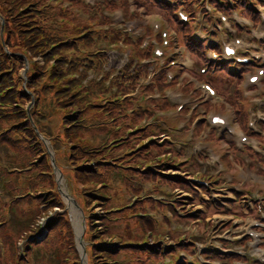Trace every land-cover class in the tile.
<instances>
[{"label": "trees", "instance_id": "obj_1", "mask_svg": "<svg viewBox=\"0 0 264 264\" xmlns=\"http://www.w3.org/2000/svg\"><path fill=\"white\" fill-rule=\"evenodd\" d=\"M23 1L16 0L14 5L11 4V7L14 6L16 8L15 10L14 8L5 9L11 16L10 20L15 26V29L5 28V38L7 39L10 36V44L14 34L17 36L22 35V38L15 39L14 45L11 46L12 52L17 53L15 59L8 58L3 50H0V55L2 56L0 60V137L20 136L26 145L19 144L18 153L22 156L26 155L27 161L31 160L32 156H37L40 161L43 160L42 163L46 170L40 173L33 169L38 160H31L28 166L31 169L30 171H32L30 176L33 177L25 179V185L30 188L34 185L33 180L39 179L40 174L47 176L49 186L43 187L42 195L54 194L55 197L52 196L48 201L52 204L62 205L50 157L44 143L39 139L34 127L31 125V120L26 111H23L21 116H18L20 121L11 125L7 116L10 113L4 112L10 111L8 106H11L13 98L24 99L23 96H27L25 100L30 99L31 101V96L25 92L23 79L18 73V69L23 66V58L20 55H25L30 62L27 86L35 97V105L32 107L31 113L39 132L50 139L53 148H55V145L63 146L68 163L63 165L62 172L66 174V178L70 174L75 173V178L72 181L75 186H78L83 209L88 212V208L91 209L94 205H98L101 208V212L98 214L94 211L88 213L91 218L89 216L87 218L88 227L85 238L88 242L92 241L93 238V241L87 247L91 253L89 255L90 263L124 264L118 258L127 254L124 252L127 249L134 260V264L135 262L138 264L141 262L140 260L145 264L161 261L162 251L152 244L153 233L157 232L155 222L150 218H137L132 215L125 216L128 213L123 210L125 208L113 207L120 204L114 202V183L112 178L109 177L113 172L117 173L119 171L121 168L120 162L123 160L121 157H127L126 154H116L119 148L112 146L111 149L109 147L110 143L101 146L100 144L106 141V138L98 144L88 139L90 135L96 132H111L113 135L112 139H117L124 134V131H111L109 126H103L102 124L106 120L110 121V119L117 120L115 124L121 122V117L118 118V110H121L123 104L119 103L116 97L107 98L102 95L103 92L111 91L110 87H105L104 81L100 82L96 79L83 83V79L88 77V69L93 67L98 71L102 69L100 58H104V54L96 40H94V35L96 34L101 38L103 33L97 34L95 32L96 29H93L89 21L79 17L72 9L64 8L61 3H49L48 0H32V2L25 4V7L20 8ZM145 3L149 9H160L159 6L152 4L149 0H145ZM238 5L246 14H253V10L249 8L247 0H238ZM121 6L130 15L126 0H121ZM161 7L165 8L162 5ZM8 19L7 17V23ZM25 25L28 27L24 28L23 26ZM11 31L14 33H10ZM110 35L116 37V39L119 37L117 32H113ZM186 37L189 39L187 44L190 45V36ZM128 43L132 44L131 40H128ZM81 46L87 54L84 55L81 52ZM133 51L137 57L150 55V50H140L137 44L133 46ZM33 57L35 58L33 59ZM37 57L41 60H36ZM105 78L107 79V77ZM112 85H119L118 80L115 79ZM119 88L128 90L127 87L124 88L123 84H120ZM153 104L155 108H159L162 105L161 102H153ZM125 106L128 107L130 105L126 102ZM54 114L57 115V123L51 128L48 126V122L51 123V118ZM141 117L142 114L134 115L133 120L138 121ZM20 125L21 129L17 131L15 128ZM125 146L123 145V147ZM128 147H131L130 143ZM152 147L160 151L158 153H162L165 150V145L159 146L155 143ZM103 150L106 151L98 155V151L102 153ZM146 151L149 150L143 149L140 152V156L148 157ZM86 161L96 166L90 165L87 167L88 170H91L90 173L87 170L85 171L86 165L82 164ZM72 164L76 166L73 167L71 166ZM97 164L101 165L97 167ZM122 168L128 172L130 171L126 169L127 167ZM13 171H19V169L14 166L9 171V174L11 175ZM137 174L143 179L152 181L160 178V184L165 183L172 186L176 184L174 183L176 182L175 179L173 182L171 181L172 178L159 176V174H155L151 170L138 172ZM68 180H71L70 177ZM95 183L100 185L89 189V186H94ZM35 187H37V184L34 185ZM128 187L137 193L141 190L140 186H135L131 182L128 183ZM18 203L16 201L12 202L10 198L8 201L0 198V210L2 205H5L6 208L12 209L15 214ZM132 206L136 207V204L134 203ZM112 208L117 209L119 212L115 213ZM142 209L144 210V208ZM110 211H112V214L107 215ZM125 217L127 219L133 218V220H127L128 223L123 225ZM13 222L22 225L21 229L23 231L28 229L32 233L39 232L37 224L31 229L26 224L25 218L23 219L22 216L18 218L15 215L6 224L10 233H12ZM70 230L71 228L69 227L67 232L73 236V231ZM48 231L50 235V229ZM61 231L66 232L65 230ZM9 232L7 233L10 234ZM101 232L106 233L101 235ZM49 235L40 240L33 238L35 239L34 242L28 241L27 248L33 249L31 252L33 260L40 262L46 255L45 259L51 264L53 259L56 258V255H54L56 248L52 249L53 247L49 245ZM23 236L24 234H22ZM28 237L27 235L23 239ZM106 238L110 240H105ZM28 240H31V238ZM5 243L7 247L5 252L0 254V264H19L14 257L17 256V243L11 237L5 238ZM133 243L141 245L135 246L132 245ZM76 252L75 250L74 253ZM8 258L11 261L9 263ZM76 264L79 263L77 262Z\"/></svg>", "mask_w": 264, "mask_h": 264}, {"label": "rangeland", "instance_id": "obj_2", "mask_svg": "<svg viewBox=\"0 0 264 264\" xmlns=\"http://www.w3.org/2000/svg\"><path fill=\"white\" fill-rule=\"evenodd\" d=\"M89 3L94 4L95 2H100L103 0H87ZM111 1V0H105L104 2ZM138 1V2H137ZM134 0L135 4L138 6H143L145 8V0ZM150 2L153 0H149ZM0 50L2 49L4 54L8 58L15 59L16 54L12 52L11 46H13L15 39H20L22 38V35H16L14 34V38L11 39L12 43H9L10 36L6 39L5 38V28L8 29H15V26L10 20V15L8 11L5 9L8 8H14V6L11 7V4H15L16 0H0ZM32 2V0H24L23 3L20 5V8L25 7V4ZM102 2V3H104ZM112 5V4H111ZM162 6L165 8H173L176 6H169L166 3H163ZM115 8H119L120 4L114 5ZM148 11H152V9L148 8ZM7 17L8 23H7ZM95 15L92 14L91 18H94ZM113 17L115 21L120 22L122 21L121 18V12H115L113 13ZM44 20V19H43ZM147 21V18L145 15L142 16L141 20H132L130 22H127L125 26L132 25L133 30H136L140 24H145ZM10 22V23H9ZM24 28H27L28 26L25 25L23 26ZM127 29V28H126ZM10 33H14L11 31ZM22 51V50H21ZM21 56V55H20ZM1 55H0V60H1ZM116 59L112 61V64L116 67L122 65L123 59H125V54L122 52H119L116 55ZM24 58L26 56L24 55ZM35 57H33L34 59ZM23 59V66H21L18 69V73H20L21 79H23V87L25 92L35 100V97L33 96V93L31 90L28 89L27 82H28V70L30 67V62L28 58ZM40 58L37 57L36 60H39ZM41 60V59H40ZM24 99H17L13 98V102L11 103V106H8V109L10 111H4L7 113H10L8 116L9 118V124L17 123L19 120L18 116H21V113L23 111H26L27 109H30L32 107L31 101L25 100L27 96H23ZM33 105H35V102L33 101ZM32 110V109H31ZM17 112V113H15ZM30 113V112H29ZM32 115V114H31ZM57 123V115L54 114L51 118V123L48 122L49 127H54ZM164 128H169L171 127L168 123H165L163 125ZM17 131L21 129V125L15 128ZM1 135V133H0ZM107 134L96 132L88 137L93 143H100L105 139ZM20 136L16 137H0V198H2L4 201H8V198L12 202H19L17 204V210H15V214L13 213V210L10 208H6L5 205H2V208L0 210V254H3L6 250V243H5V238L11 237L13 240H15V243H17V256H14L16 261L19 262V264H49L48 261L44 259L42 261H35L33 260V257L31 255V252L33 249H28V241L29 242H34L35 239L28 240L30 238H33V234L31 230H25L23 231L22 225L18 224L17 222L12 223V233L8 231V227L6 226L7 222L11 219L14 218L15 215L18 218L23 217L25 218V222L28 226L31 227V229L34 228V225L37 224L38 222L44 225L45 229L48 231L50 229V235L49 231L47 232V236L49 235L48 238H50L49 245L53 247L52 249L56 248L54 251V255H56V258L53 259V262L51 264H76L77 262L80 264V255L79 252L82 253L84 247L80 245L79 241L76 240L75 234L79 235V231L81 232L84 225L85 227H88V216L91 218L90 211H94L96 214L101 212L100 206L94 205L91 209L88 208V212L77 207L76 204L73 203L72 199L76 200L79 203V207L81 206V197L80 194L78 193V186L74 184L72 181L73 178H75V173L70 174V181L68 178H65L64 175L66 174H60L59 176L54 174L55 182L58 183V190L60 191V197L59 199L62 201V205H56L52 204L49 199L55 197L54 194H49V195H42V190L43 187L45 188L46 186H49L47 182V176L40 174L39 179H34L33 184H37V187L34 188V185H32L30 188H27L25 185V179H28V177H33L30 176L32 175L30 171V167L28 166L31 160L35 159L38 160L36 162V165L33 167L34 170H37V172H44L46 168L44 167L42 161L38 159L37 156H32V159L27 161V156L26 155H21L18 153V145H26L24 144V141ZM62 142H66L65 140H61ZM22 142V143H21ZM33 143V142H32ZM106 143L109 142H102L100 145H105ZM48 144V143H47ZM142 145V144H140ZM48 148L50 150V153H52L51 148L48 145ZM55 153L57 154V165L58 167L62 170L63 165L68 163L66 159V155L63 151V146L55 145ZM99 150V149H98ZM106 151V150H105ZM104 150L102 153L98 151V155L103 154L105 152ZM27 161V162H26ZM26 162V163H25ZM25 163V164H24ZM83 165H86V169L88 173H90L91 170H88V166H93L96 167L94 164H90L89 161L82 163ZM223 164L225 166H231V163L224 158L223 159ZM82 165V166H83ZM101 164H97V167L100 166ZM16 166L19 171H13L11 175L9 174V171L12 170V167ZM71 166H76L75 164H72ZM67 173V172H65ZM128 171H126L124 168H120L117 173L113 172L109 178H112V181L114 183V192H113V197H114V202L120 205H115L113 206L114 208H120L123 207L124 211L126 210L128 213L125 216H129L132 213L136 214L139 212L140 209L146 207V202L143 200H139L137 198V192L133 190L132 188L128 187V179L125 178L126 174ZM10 176H9V175ZM37 174V173H35ZM132 174V173H130ZM133 175V174H132ZM96 176V174H95ZM137 182H140L139 177L136 178ZM99 183H95L94 186L90 185L89 189L95 186H99ZM148 186V185H146ZM169 188L168 184L163 183V190H166ZM84 190V189H83ZM82 191V189H81ZM136 204L135 206H130V204ZM56 206V207H54ZM82 207V206H81ZM112 207V206H111ZM83 208V207H82ZM112 210L116 213L119 212L117 209ZM156 210V208H155ZM87 212V213H86ZM77 214V216H76ZM88 214V215H87ZM112 214V211H110L107 215ZM71 217V219L69 218ZM67 220V222H66ZM133 220V218L127 219L125 217V221L123 225L127 224L128 221ZM69 221V222H68ZM101 226V225H99ZM69 227L73 231V236L67 232V229L69 230ZM66 228V229H65ZM93 229V228H92ZM61 230H65L66 232H62ZM70 230V231H71ZM9 232L10 234H8ZM37 232V231H36ZM35 232V233H36ZM106 232H101L102 234H105ZM22 234H24L23 237H26L27 235L29 236L28 238L23 239ZM17 239V241H16ZM105 240H110L109 238H106ZM93 241V238H92ZM92 241H87L86 238L83 239V242H88L90 244ZM145 243V242H144ZM141 245V244H138ZM51 249V250H52ZM75 250L77 251L76 253ZM127 254L121 256L118 258V260L122 263L125 264H134L133 263V258L129 254L128 249L126 251ZM90 250L85 249V256L88 258L90 255ZM85 256L82 259V264H87ZM9 257V256H8ZM48 257V256H47ZM97 260V259H96ZM14 261V259H13ZM11 262L9 261L8 258V263ZM91 262V261H90ZM135 264H137L135 262ZM173 264V263H170Z\"/></svg>", "mask_w": 264, "mask_h": 264}, {"label": "water", "instance_id": "obj_3", "mask_svg": "<svg viewBox=\"0 0 264 264\" xmlns=\"http://www.w3.org/2000/svg\"><path fill=\"white\" fill-rule=\"evenodd\" d=\"M82 237V234H81V236L79 237V238H81ZM80 240V239H79ZM80 242L82 243V241L80 240Z\"/></svg>", "mask_w": 264, "mask_h": 264}, {"label": "bare ground", "instance_id": "obj_4", "mask_svg": "<svg viewBox=\"0 0 264 264\" xmlns=\"http://www.w3.org/2000/svg\"><path fill=\"white\" fill-rule=\"evenodd\" d=\"M76 216H77V214H76Z\"/></svg>", "mask_w": 264, "mask_h": 264}]
</instances>
